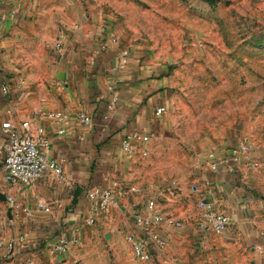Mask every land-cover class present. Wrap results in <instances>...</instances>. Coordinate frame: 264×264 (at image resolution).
<instances>
[{
    "label": "crops",
    "instance_id": "obj_1",
    "mask_svg": "<svg viewBox=\"0 0 264 264\" xmlns=\"http://www.w3.org/2000/svg\"><path fill=\"white\" fill-rule=\"evenodd\" d=\"M8 5H14L13 0H0V17L7 13ZM52 21L54 25L56 20ZM19 24L15 16H8L0 25V71L6 75L12 90L9 96L3 95L1 77L0 124L13 118L32 120L35 128H42L51 141L49 157L61 162L64 180L47 175L32 187H21L7 185L0 175V193L14 197L19 207L7 213L16 246L8 244L9 248L3 247L0 254L16 255L17 262L27 256L26 252H47L48 240L77 237L78 243L72 244L64 254L52 255V261L107 264L110 259L104 255L105 250L110 247L118 251L121 245L118 240L136 231L135 215L147 213L146 201L154 195L158 196L162 213L180 221L187 231L198 227L201 216L198 205L204 209L206 203L212 204L216 211L229 216L228 234L237 237L235 242L250 248L252 264H264V195L261 194L264 171L254 172L251 169L254 162L243 159L231 171L224 160L229 149H220L216 154L208 151V160L207 155H202L186 163L187 167L175 180L156 170L152 154L167 132L172 104L167 73L162 67L159 70L147 64L138 50H130L128 64L122 67L124 48L112 43L106 32L79 21L58 38L64 43L62 58L58 61L52 58L48 83L38 88L21 77H11L3 58L7 53V34ZM99 49L101 55L92 65ZM22 80L24 85L19 84ZM161 108L165 111L158 114ZM57 111L72 116L85 112L92 117L93 125L85 129L73 124L60 135V127L43 115ZM133 131L142 132L147 140L138 151L127 155L121 144ZM216 156L219 158L214 159ZM114 182L125 189L136 187L137 192L128 193L110 214L88 226L86 220L91 215L86 199L88 190L108 188ZM173 182L177 183L176 189L172 188ZM39 203L49 206L51 211L39 209ZM7 206L2 201L1 207ZM156 230L166 239V249L156 253L152 262L136 264H189L190 258L186 256L189 249H205L196 255H208V244L174 241L180 229L163 225ZM18 232L27 237L25 243L18 242ZM202 259L198 257L197 264H208V257Z\"/></svg>",
    "mask_w": 264,
    "mask_h": 264
},
{
    "label": "rangeland",
    "instance_id": "obj_2",
    "mask_svg": "<svg viewBox=\"0 0 264 264\" xmlns=\"http://www.w3.org/2000/svg\"><path fill=\"white\" fill-rule=\"evenodd\" d=\"M13 4L4 13L5 20L15 16L20 21L5 40L3 58L11 77L38 88L47 84L52 58H62L55 49L58 38L67 27L85 21L116 39L121 48L142 52V60L167 73L172 104L167 132L152 154L156 170L175 180L191 160L202 155L208 160V151L216 154L243 142L251 150L246 159L254 162L251 169L264 171V0H13ZM198 208V227L187 231L182 224L173 239L208 244L205 256L196 255L205 249L187 250L189 264H197L198 257H208V264H252L250 248L235 242L237 237L228 230L217 234L205 228L204 209L200 204ZM7 212L0 207V243H5L0 249L16 246ZM19 232L16 238L22 236ZM118 241V251L105 250L107 264H136L125 238ZM26 253L17 262L16 255L1 253L0 264H58L49 252Z\"/></svg>",
    "mask_w": 264,
    "mask_h": 264
},
{
    "label": "built area",
    "instance_id": "obj_3",
    "mask_svg": "<svg viewBox=\"0 0 264 264\" xmlns=\"http://www.w3.org/2000/svg\"><path fill=\"white\" fill-rule=\"evenodd\" d=\"M6 16L0 17V25L4 22ZM112 43L117 44L116 39H111ZM64 43L59 40L55 45V49L62 51ZM101 49L98 50L95 58L91 61L92 65L97 63V59L101 55ZM98 56V57H97ZM130 50L124 49L121 52V66L128 64ZM97 58V59H96ZM1 92L4 96L11 94V83L7 80L4 72L0 71ZM24 85L25 81L19 82ZM113 91V87H109ZM117 101L114 96L113 103ZM164 108L158 110V114H162ZM43 113V112H42ZM41 113V114H42ZM48 119L57 124L60 129L58 133L63 135L67 129L73 124H78L82 128H90L93 125V119L85 112H79L75 116L69 115L62 111L43 113ZM147 138L142 132L133 131L125 136L121 147L124 153L132 155L146 142ZM51 141L46 136L42 128H35L32 120L16 121L8 118L0 124V175L3 182L10 186L32 187L45 176L49 175L59 181L64 180V169L61 162L53 160L49 157V149ZM250 148L245 143H233L229 148L228 158H224L225 162L230 165L231 171H235L243 159L249 158ZM145 154V153H144ZM249 162V159L247 160ZM177 183L173 182L172 188L176 189ZM137 188H122L121 184L114 182L108 188H92L88 190L86 199L89 204L91 215L87 218L86 224L93 226L97 218L110 214L119 206L121 198L127 196L128 193H136ZM157 192V191H156ZM5 203L8 205L6 210L19 208L14 197L6 195ZM2 201L0 200V207ZM37 207L45 212L51 211L49 206L41 203ZM147 213H139L135 215L136 231L125 236V241L129 245L133 257L138 263H150L154 260L155 254L163 252L166 249L167 241L164 239L156 228L166 225L176 230L181 229L182 223L171 217L164 215L160 209L158 196L152 195L146 201ZM30 215L28 210H24ZM8 213V212H7ZM205 228H210L217 234L225 233L230 225L231 220L224 212H218L212 204L204 205L203 224ZM27 237L20 236L18 239L21 243H25ZM78 243V238L68 239H52L45 243V249L51 255H60L66 253L72 244ZM1 246L5 243L2 241ZM11 246V245H10ZM12 247V246H11Z\"/></svg>",
    "mask_w": 264,
    "mask_h": 264
},
{
    "label": "water",
    "instance_id": "obj_4",
    "mask_svg": "<svg viewBox=\"0 0 264 264\" xmlns=\"http://www.w3.org/2000/svg\"><path fill=\"white\" fill-rule=\"evenodd\" d=\"M0 200L1 201H6V196L0 193Z\"/></svg>",
    "mask_w": 264,
    "mask_h": 264
}]
</instances>
